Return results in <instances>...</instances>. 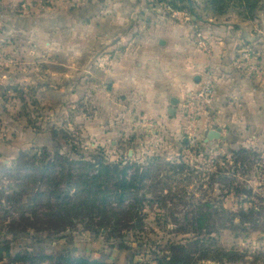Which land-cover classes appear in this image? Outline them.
I'll return each instance as SVG.
<instances>
[{"label":"rangeland","instance_id":"obj_1","mask_svg":"<svg viewBox=\"0 0 264 264\" xmlns=\"http://www.w3.org/2000/svg\"><path fill=\"white\" fill-rule=\"evenodd\" d=\"M258 2L261 18L229 1L219 11L210 0H147L132 16L131 0H0V264H26L15 259L17 251L35 258L68 252L114 264L154 261L167 252L171 241H192V229L178 233L175 225L192 224L199 218L221 230L213 233L211 258L196 253L197 260L264 264V137L259 127H242L233 133L226 124L218 126L210 113L213 104L192 119L191 110L200 109L190 96L180 126H169L164 120L176 117L168 110L176 104L167 101L162 115L146 112L136 104L143 98L131 93V26L147 25L160 16L186 23L191 41L211 55L213 46L202 20L248 25L253 38L264 32L260 26L264 0ZM102 9L124 17L100 19ZM250 38L239 43L230 59L239 73L233 62L240 50L255 49L248 45ZM259 49L264 53V48ZM209 68L216 69L209 63L201 76ZM210 126L221 131L212 142L207 139ZM49 136L53 145L47 152L57 165L54 176L69 170L92 172L83 169L79 160L90 162L100 155L110 162H153V157L164 162L182 160L186 168L171 177L166 175L172 171H163L161 178L168 183L147 181L141 192H149L148 199L134 220L124 208L118 209V215L111 218L122 223L123 235L118 239L103 228L95 231L92 225L96 223L87 225L79 219L65 231L16 234L20 212L15 213V220L7 216L12 201L6 200V194L23 181L16 178L17 168L21 174L26 172L22 160L34 152L44 154ZM210 172L218 173L215 179H210ZM62 188L67 190L63 177ZM131 202L135 201L129 199L127 204ZM242 205L254 212L242 217L236 213ZM139 219L144 230L131 235V222ZM232 219L236 224L245 221L232 225Z\"/></svg>","mask_w":264,"mask_h":264},{"label":"trees","instance_id":"obj_2","mask_svg":"<svg viewBox=\"0 0 264 264\" xmlns=\"http://www.w3.org/2000/svg\"><path fill=\"white\" fill-rule=\"evenodd\" d=\"M228 1L234 5L245 7L253 16L256 15L259 0H210L214 8L219 11L228 5ZM231 4H229L230 6ZM52 137L49 136L44 141V154L32 153L28 159H23L25 165V173L21 174L20 169H16L22 183H17L12 192L6 194V200L11 202V207L6 208L7 216L14 217L15 213L20 212L21 222L18 224L16 234H41L50 229V231H65L72 227L78 219L87 222V225H92L95 231H109V236L115 239L122 234V223L111 222V218L118 215V209L124 208L125 213L131 215L134 220L139 213L142 212L144 201L147 198V193L141 192L148 186L147 181H153L159 185L165 182L161 177H164L163 171L168 170L172 173L166 175L171 177L172 174L184 171L186 164L184 161L164 162L163 159L156 157L151 158V161L139 162L133 160L110 162L104 159L101 155L93 158L90 162L80 158L83 169H92V172L72 173L63 171L54 176L57 166L47 151L53 144ZM57 150V149H55ZM245 151V150H243ZM59 153L58 151H56ZM237 160L236 158L234 159ZM21 162V164H22ZM221 170L219 173L221 174ZM210 179H215L218 173H209ZM62 177L66 178L67 190L62 188ZM55 178H60L61 181ZM150 185V184H149ZM166 186L164 185L163 188ZM155 190V189H154ZM153 190V192H154ZM170 190V188H169ZM237 191L239 188L237 187ZM155 195L157 197L158 194ZM162 194L159 195V197ZM129 199L135 202L127 204ZM154 199V198H153ZM153 199H149L153 202ZM115 203V204H114ZM209 207V203H206ZM238 212V213H237ZM254 212V208H245L243 205L236 211L237 214L245 217L247 213ZM202 215V214H201ZM242 221H245L244 219ZM237 222L244 224V222ZM232 225L236 224L232 219ZM225 225L223 224L222 227ZM217 224H210L199 218L192 224L175 225L178 233H189L192 229L193 237L189 238L188 244L171 241L167 244L166 251L156 257L154 261L138 262L133 259L130 264H203L195 258L196 253H199L200 258L209 259L215 247L212 244L214 231H220L221 228ZM144 230L141 220L131 222V235ZM142 232V231H141ZM40 236V235H39ZM229 255V253H226ZM15 259L30 264H42L47 261L48 264H114L98 258H87L83 256H73L68 252L60 253L53 256L50 254H38L35 256H25L20 251L15 253ZM39 260V263L35 262Z\"/></svg>","mask_w":264,"mask_h":264},{"label":"crops","instance_id":"obj_3","mask_svg":"<svg viewBox=\"0 0 264 264\" xmlns=\"http://www.w3.org/2000/svg\"><path fill=\"white\" fill-rule=\"evenodd\" d=\"M142 1L147 0H131L132 16L138 12ZM107 9L100 11V19L103 16L124 17ZM108 12L113 14L110 16ZM257 17L261 18L258 12ZM263 18L260 20L261 29L264 28ZM154 21L158 23L154 24ZM202 21L204 32L213 46L211 55L191 41V28L186 23L160 16L153 17L147 25L131 26V93L143 98L136 104L146 112L162 115L167 101L176 98V106L168 109L177 113L176 117L164 120V123L179 127L185 113L186 98L197 89L203 70L210 63L219 71L215 77L216 95L210 110L218 126L226 124L224 127H229L233 133L242 127L251 130L259 127L261 137H264V58L261 59L262 71L256 77L233 70L230 60L239 43L249 40L247 29L250 27L226 20ZM248 45L264 48V32L250 38ZM197 76L199 80H196ZM214 128L210 126L207 132Z\"/></svg>","mask_w":264,"mask_h":264},{"label":"built area","instance_id":"obj_4","mask_svg":"<svg viewBox=\"0 0 264 264\" xmlns=\"http://www.w3.org/2000/svg\"><path fill=\"white\" fill-rule=\"evenodd\" d=\"M201 33H198L200 35ZM199 43L204 46L205 42L199 39ZM264 57V53L259 48H245L238 52L236 59L233 62L235 69L246 75L260 74L261 69V59ZM216 69L209 68L206 70L205 74L202 76L200 81V86L197 88L190 96V101L192 104H197V108L191 110L190 116L193 119V115H198L200 112H205L208 107L213 104L215 99V77Z\"/></svg>","mask_w":264,"mask_h":264},{"label":"water","instance_id":"obj_5","mask_svg":"<svg viewBox=\"0 0 264 264\" xmlns=\"http://www.w3.org/2000/svg\"><path fill=\"white\" fill-rule=\"evenodd\" d=\"M196 80H199V76L196 77ZM176 102H177L176 98L171 99V104H176ZM170 111H172V109H170ZM220 136H221V131L219 129H211L207 133V139L210 142H212L213 139L215 138H220Z\"/></svg>","mask_w":264,"mask_h":264}]
</instances>
